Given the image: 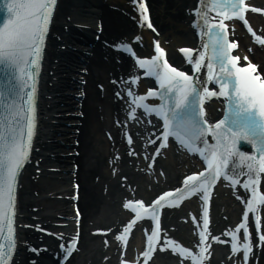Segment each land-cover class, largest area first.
Wrapping results in <instances>:
<instances>
[{"label": "snow or ice", "instance_id": "snow-or-ice-1", "mask_svg": "<svg viewBox=\"0 0 264 264\" xmlns=\"http://www.w3.org/2000/svg\"><path fill=\"white\" fill-rule=\"evenodd\" d=\"M56 2L57 0H8V17L0 24V65L11 69L12 72V77L6 82L7 88L0 86V236L3 237L0 240V264H11L16 245L14 219L18 177L23 166L30 160L36 126L35 72L40 67L39 61ZM250 8L253 6L245 0H200V7L193 11L202 20L201 32L207 35L208 39L196 56L192 55L197 52L196 49H180L192 64V74L169 62L159 40L154 41L155 54L143 58L136 56L130 43L115 45L134 56L139 68L145 69L144 75L155 77L159 85L158 88H150L146 94L140 95H135L128 89V95L133 97L128 106L129 117L138 119L139 108L143 110L141 115L155 114L156 117L162 118V131L159 132L162 139L149 140L155 154L159 155L167 146L169 137H173L188 152L198 153L207 165L201 171L184 176L182 187L162 192L149 204L143 199H128L123 204L134 216L116 236L118 241H126L134 223L141 217H150L154 222L150 234L146 237L144 251L140 253L144 264H148V259L157 249L171 250L192 264H206L205 253L208 246L204 242L209 239L206 235L209 230V194L221 177L236 186L241 183L238 176L247 177L242 184L246 191L250 190L251 195L240 197L246 200L247 205L242 213L243 219L234 229L227 230V235L231 237V252L242 250L245 264L249 258L253 247L248 227L249 211L257 212V204L264 205V192L258 190L261 174L264 173V73L258 71V65L248 56L243 57L247 63L242 64L241 57L233 54V49L238 47V43L229 39V25L224 23V20L238 18L247 26L255 41L264 45V35H257L246 19L245 13ZM139 10L140 25L144 26L147 22V27L153 28L147 5L143 0L139 3ZM253 10L264 12V8L259 7ZM210 12H216L218 15L211 17ZM134 39L142 42L141 36ZM202 66L207 69L203 79L197 75ZM137 80V76L129 77L130 82ZM209 82L218 85V90L215 87L210 88ZM221 96L225 97L228 103L225 117L210 122L204 103L212 97ZM148 97H158L160 103L149 104ZM147 123H151V120ZM209 134L212 142L209 141ZM241 139L249 141L254 151H241L238 148ZM127 140L131 145L130 133ZM149 159L154 162V157ZM237 162L246 166V171L241 167L237 173L234 167ZM193 194L201 196L204 202L203 227L199 231L200 243L196 245L198 251L167 235L161 237L164 229L161 228L160 208L165 204H177L185 196ZM192 219L195 221L197 217L193 215ZM254 219L255 228L259 230L260 215L256 214ZM241 230L243 243L239 242L238 233ZM78 239L77 230L75 239L67 245V254L77 248ZM210 239L218 241L221 238L212 235ZM258 239L261 245H264V233H260ZM122 264L136 262L125 259ZM180 264H185V260L181 259Z\"/></svg>", "mask_w": 264, "mask_h": 264}, {"label": "bare ground", "instance_id": "bare-ground-1", "mask_svg": "<svg viewBox=\"0 0 264 264\" xmlns=\"http://www.w3.org/2000/svg\"><path fill=\"white\" fill-rule=\"evenodd\" d=\"M111 2H121L125 0H109ZM154 1V0H153ZM190 0H159L162 8L164 9L165 18L164 20L160 17V12L157 9V0H155V4L150 3V8L153 12V18L157 27L161 30L162 39H169V48L172 54V45H180V42L194 40V37L191 35V30L185 24L188 20V17L185 16L181 8L185 7L186 4L189 3ZM108 2V3H111ZM58 6H61V10L59 14L56 15L54 20L57 23L62 22V24H68V31L64 32L61 30L60 33V43L55 39H51V47L45 48L46 58L44 57V70L42 73L43 77L41 79V91L42 94L51 95L50 98L42 96V103L40 107L42 127L37 131L38 135L35 139L36 147H39L38 153L36 154V158L38 156H42L40 164L38 167L41 168V174L39 175V179L35 182L30 178L29 170H33L38 167L29 166L26 169L27 174H25L21 178L22 188L19 194V212H23L27 221H30L31 215H37L39 217L40 222L45 221H59L56 216L58 214L70 215L68 213L69 202L66 200H55V198L50 199L49 193L59 195V194H68L69 191V178H70V170L69 166L67 167V163L70 161L72 157H60L58 155V151L60 150V146L58 141H54L56 137H63V131L66 132L67 128H61V123L63 117V112L67 111L68 107H74L76 101L75 97L70 94H74L76 91V87L78 82L76 79L78 78L79 72L78 69L82 67H86L88 69L89 74L85 76L86 85L84 86L87 94L84 99L83 111H85L86 116L83 120L82 133L79 136V140H81L82 144L80 146L81 150V158H77L79 160L78 167V178L80 179V205L83 208V217L85 219H90V217L96 216L97 210L95 206L97 203L99 204L101 201L100 195H98L97 185L92 183V173H98L99 178L102 179L105 177V168H104V149L102 148V142L104 141L99 137L98 129L99 124L103 125L106 122H97V111L95 107H93L94 102L99 100V104H102V110H104L105 114H110L111 112V103L107 100L106 97L102 99L98 98V91H96L94 87V80L100 81V83L105 82L106 79V66L103 61L99 59V53L97 52L98 44L92 48L93 54L91 57H87L82 53L84 44L90 41L89 31L84 28L77 29L73 23H84L89 24L93 22L94 18L102 17L104 32L106 33H114L111 36H119L121 34L127 35L131 33L130 26L128 27L129 21L122 20L114 12L106 11L103 9L102 0H59ZM59 8V7H58ZM184 9V8H183ZM58 10V9H57ZM100 10V14L98 11ZM170 17L168 14H170ZM64 16V17H63ZM67 16H70L69 21H66ZM116 18V19H115ZM116 20V21H115ZM118 27H121V29ZM116 29V30H115ZM55 32H58L59 29L54 28ZM118 31V32H117ZM133 33V32H132ZM150 33H147V38H149ZM67 44L66 49H60V45L62 43ZM85 42V43H84ZM68 46H75L76 50H71ZM59 47V48H57ZM255 59H258L261 63V68L264 69V61H261L259 56L261 51L254 53ZM57 58L56 62H53V59ZM128 61L125 60V64ZM78 68V69H77ZM52 71V74L48 72ZM96 77V78H94ZM51 85H50V83ZM48 104L46 106L45 104ZM64 103V106L61 104ZM63 107V108H62ZM73 111L72 109H70ZM58 114L57 116H55ZM46 117V119L44 118ZM55 120L58 122L55 125L51 123V120ZM62 130V131H61ZM69 137L66 135V140ZM96 142V143H95ZM96 146V147H95ZM71 150V148H70ZM52 152L54 156L51 157L49 154ZM89 157H93L95 159L92 162ZM176 164V163H175ZM174 164V165H175ZM48 166H60V171L58 175L55 176V173L49 172L46 169ZM168 176H174L175 167L168 168ZM107 173V172H106ZM107 178H104V181ZM108 188L110 192H113L112 189L117 190V182L111 181L108 183ZM32 189H36L38 194L35 196L31 191ZM32 202L33 205H42L40 209L37 210L36 213L33 211L27 210L28 204ZM103 204H105L103 202ZM102 207V205H101ZM113 205L110 206L112 208ZM31 208V207H30ZM29 208V209H30ZM98 208V207H96ZM103 208V207H102ZM106 208V207H105ZM101 211V210H100ZM116 212V211H115ZM115 216V215H113ZM117 216H115L116 218ZM56 218V219H55ZM108 218V216H106ZM50 223V222H48ZM85 225V222H84ZM68 230L71 227L67 228ZM34 233L21 231L20 240H32ZM22 238V239H21ZM131 242V240L129 241ZM133 242V241H132ZM131 242V243H132ZM86 253L94 252V247L86 245L85 246ZM24 252L19 251L20 258ZM264 253V252H263ZM262 260L260 264H264V254L261 256ZM40 263L38 264H53L52 259L49 256L44 255L43 257H39ZM18 264H27L26 262L20 261Z\"/></svg>", "mask_w": 264, "mask_h": 264}, {"label": "rangeland", "instance_id": "rangeland-1", "mask_svg": "<svg viewBox=\"0 0 264 264\" xmlns=\"http://www.w3.org/2000/svg\"><path fill=\"white\" fill-rule=\"evenodd\" d=\"M61 8V7H60Z\"/></svg>", "mask_w": 264, "mask_h": 264}]
</instances>
